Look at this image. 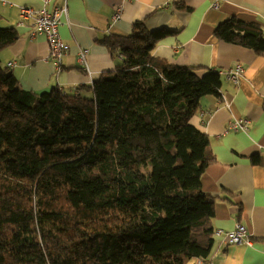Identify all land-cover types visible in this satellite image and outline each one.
<instances>
[{"label":"trees","instance_id":"trees-1","mask_svg":"<svg viewBox=\"0 0 264 264\" xmlns=\"http://www.w3.org/2000/svg\"><path fill=\"white\" fill-rule=\"evenodd\" d=\"M176 33L137 22L107 36L121 62L76 93L23 89L0 59V264L209 261L217 197L201 180L215 158L191 119L223 76L156 56ZM214 34L264 55L258 23L233 16ZM17 38L0 26V52Z\"/></svg>","mask_w":264,"mask_h":264},{"label":"crops","instance_id":"crops-1","mask_svg":"<svg viewBox=\"0 0 264 264\" xmlns=\"http://www.w3.org/2000/svg\"><path fill=\"white\" fill-rule=\"evenodd\" d=\"M66 3L68 10L59 30L69 49L58 72L49 59L46 37L32 36L30 22L20 25V8L52 10ZM117 6L123 12L121 19L113 20ZM233 16L264 28V0H51L48 4L44 0H0V26L18 32L14 43L0 52V59L23 89L58 88L76 93L121 62L104 39L128 36L141 22L150 30L177 31L158 42L154 51L175 65L222 71L241 63L245 68L241 81L235 84L222 75V96L203 97L201 110L191 122L209 136L208 151L215 158L201 180L203 190L217 197L208 260L212 264H264V55L215 36L217 26ZM81 48L89 50L87 69L77 61ZM11 62L15 65L9 66ZM233 119H248L249 129L227 131ZM237 223L246 227L250 245L227 239ZM189 264L198 262L194 259Z\"/></svg>","mask_w":264,"mask_h":264},{"label":"built area","instance_id":"built-area-1","mask_svg":"<svg viewBox=\"0 0 264 264\" xmlns=\"http://www.w3.org/2000/svg\"><path fill=\"white\" fill-rule=\"evenodd\" d=\"M49 3L51 0H44ZM67 3L63 6H55L52 10L46 7L37 9L29 6H22L20 8V25L30 22L32 26V36L44 35L49 45V59L52 60L55 69L60 72L63 69V57L67 54L69 45L62 39L60 34V26L62 24V16L67 13ZM123 8L117 6L113 14V20L121 19ZM88 54L87 48H81L77 54L78 64L84 69L88 68ZM15 63H9V66H14ZM245 72V68L241 63H236L234 67L228 70L219 71L220 74L226 76L229 80L238 84ZM61 90V89H60ZM64 91V90H63ZM249 129L248 119H233L229 121L227 131H247ZM216 233H224L222 230H216ZM227 239L236 244L250 245L252 240L247 233L246 227L237 223L232 231L227 233ZM198 264H212L211 261L199 260Z\"/></svg>","mask_w":264,"mask_h":264}]
</instances>
